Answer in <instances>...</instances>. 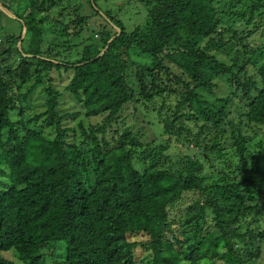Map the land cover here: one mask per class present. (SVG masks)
Wrapping results in <instances>:
<instances>
[{
	"label": "trees",
	"instance_id": "obj_1",
	"mask_svg": "<svg viewBox=\"0 0 264 264\" xmlns=\"http://www.w3.org/2000/svg\"><path fill=\"white\" fill-rule=\"evenodd\" d=\"M0 3V264H263L264 0Z\"/></svg>",
	"mask_w": 264,
	"mask_h": 264
},
{
	"label": "rangeland",
	"instance_id": "obj_2",
	"mask_svg": "<svg viewBox=\"0 0 264 264\" xmlns=\"http://www.w3.org/2000/svg\"><path fill=\"white\" fill-rule=\"evenodd\" d=\"M98 4L101 7L100 8L101 12L95 15V18H94L95 21L94 22H96L97 19H100V17H101L100 20H102V17L104 18V14H102V12L108 11V10H109V12L112 11L110 13L113 14L115 17H118V18L122 19L124 22H126L127 26L129 28H132V26L135 24V22H137L139 19H140L139 20L140 24L142 23L141 24L142 27H144L149 21V19L146 20L145 14L141 13V9H142L141 0H98ZM7 14L10 15L11 17H13L15 20H12L5 15H0V32H2V33H10L11 32V33H13L12 35H19L20 34V32H19L20 31L19 21H17L16 17H14L13 15H11L9 13H7ZM99 14H101V15H99ZM223 20H224L225 24H234L232 19H230L229 16H227L225 14H223ZM236 24H237V21H236ZM237 28L239 31H241V32L243 31V28L240 27L239 24H237ZM23 31H24V29L22 30V33H23ZM28 38H29V34L27 36V39ZM84 39H85L84 37H82L80 39H75L74 42H81L82 44H84ZM24 43H25V41H24ZM220 55L227 57L231 61L230 57L232 56V53L229 50H225L224 53L223 54L220 53ZM141 56L139 58L143 59V57H141ZM147 61H148V57H147ZM220 78L229 79V76L227 74H222L219 77H217L215 80H218ZM225 82L226 81H219V85H218V87H216L217 93L220 94V93L227 92V88L224 85ZM232 87L235 88L233 86V84H232ZM102 119H103V116H100V117H97V119H95V118L93 120L90 119V122L91 123L100 122ZM107 135H109V134H107ZM259 139L260 138H254L255 141H257ZM228 150L231 151L232 148H229ZM238 160H241V158H238ZM249 161L250 160H247L246 162H249ZM228 165H229L228 168L232 169L233 171H240L241 170L240 169L241 165L237 162H233L230 164L228 163ZM259 177L261 180H264L263 174L259 175ZM1 255H3V257L7 258L10 261L18 262L16 255L12 251H4L1 253ZM263 258H264V256H263ZM263 264H264V262H263Z\"/></svg>",
	"mask_w": 264,
	"mask_h": 264
},
{
	"label": "clouds",
	"instance_id": "obj_3",
	"mask_svg": "<svg viewBox=\"0 0 264 264\" xmlns=\"http://www.w3.org/2000/svg\"><path fill=\"white\" fill-rule=\"evenodd\" d=\"M0 9H2V10H4V11H6L7 13H9V14H11V15H13L14 17H17L16 16V14L12 11V10H10V9H8L7 7H5V6H3L2 5V3H0ZM102 14H104V19H108L110 22H112L111 21V17H109L105 12H102ZM8 16H10V15H8ZM11 17V16H10ZM11 18H13V17H11ZM120 19V18H119ZM113 23V22H112ZM116 28L118 29V31L120 32L121 31V28L119 27V26H116ZM24 29V31H23V35H22V37H25L26 36V34H27V28L26 27H24L23 28ZM100 32L99 31H95V32H92L91 30H89L88 31V33H87V35L84 37V38H86L87 37V40L85 41L84 40V44H80V45H83L84 47L86 46V45H89V46H91L94 42H95V40H96V38H98L99 36H100ZM112 40L114 39V37L113 38H111ZM110 39V40H111ZM73 40H75V39H73ZM110 40H109V42H110ZM111 40V41H112ZM19 45H20V43H19ZM84 47H83V49H84ZM107 47L108 46H106L102 51H101V53L99 54V55H101V54H103L104 52H105V50L107 49ZM22 50V49H21ZM3 58V57H2ZM4 61H3V63L1 64V66H0V76H3V77H5V78H7V77H10V73L8 72V63H10V64H14V65H17L18 64V62H19V60H17V58H15L14 56H12V55H8L6 58H4L3 59ZM219 77V76H218ZM217 78V77H216ZM216 78H214V79H216ZM219 81H226V79L225 78H220V79H218V80H214V82L216 83V85L218 86L219 85ZM22 90V95H26L25 94V91L23 90V88L21 89ZM20 106H22L23 107V105L25 106V104L23 103V102H21L20 101ZM22 103H23V105H22ZM26 107H28V105L26 106ZM234 109V108H233ZM232 109V110H233ZM15 110H18L17 108L15 109ZM134 112L135 111H129L127 108H125L124 107V109L120 112V116L118 117V119H117V122H120V123H126L127 121H128V119H129V117L131 116V115H133L134 114ZM102 116H104V115H102ZM97 117H100V116H97ZM87 161H89V157H87V159L86 160H83V162H87ZM89 163V162H88ZM244 163L241 161V163H240V165L242 166ZM241 168V167H240ZM9 251H12V252H14V250H9ZM2 252H4V251H2ZM1 252V253H2ZM0 253V254H1ZM14 254H15V252H14ZM16 255V257H17V259H18V261L20 260L21 261V258H20V256L19 255H17V254H15ZM3 256V255H2Z\"/></svg>",
	"mask_w": 264,
	"mask_h": 264
}]
</instances>
